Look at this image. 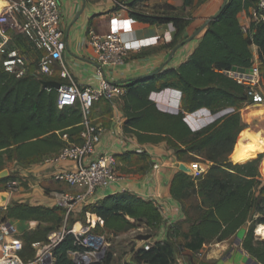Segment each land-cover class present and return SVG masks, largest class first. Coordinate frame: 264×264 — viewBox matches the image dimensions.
<instances>
[{"label": "trees", "instance_id": "16d2710c", "mask_svg": "<svg viewBox=\"0 0 264 264\" xmlns=\"http://www.w3.org/2000/svg\"><path fill=\"white\" fill-rule=\"evenodd\" d=\"M144 1H126L130 19L146 25L171 24L176 39L185 32L189 22L175 14L173 8L168 7V14L163 17L147 16L134 9ZM190 2L185 0L183 10ZM256 3V0H227L221 13L200 34L197 48L185 63L175 70L164 69L154 77L125 85L127 94L119 100L125 114L124 133L135 135L139 144L167 142L178 162L189 163L191 159L185 157L196 156L209 166L195 182L180 171L174 176L170 193L181 206L183 220L168 227L162 241H149V250L138 249L134 253L136 264H174L178 249L186 255L189 264H215L197 263L195 257L212 244L230 240L247 223L249 229L242 248L258 264H264V243L254 238L255 226L256 235L264 237L258 227L264 225V181L260 175L264 170L261 167L259 170L262 160L261 166L264 164V152L238 153L237 143L244 133L240 110L249 105V100L244 88L226 75L233 68L249 69L252 66L249 48L256 46L264 90V24H250L243 33L237 20L240 12L256 8ZM2 63L3 60L0 62V172L5 170L6 161L28 165L57 156L69 144L81 145L84 117L80 105L59 108L57 91L41 84L48 79L35 74L34 68L17 77L7 72ZM169 89L181 95V111L177 114L158 111L150 100L151 94ZM101 102L107 101L98 103ZM201 109L214 114L226 109L234 112L194 132L187 125L184 113ZM9 182H14L10 176L0 180L1 192ZM84 212L103 222L100 234L113 237L140 229L139 226L155 237L161 229L158 209L127 193L107 197ZM64 215L60 207L45 209L14 203L0 211V222L39 224L18 238L23 243L20 257L26 262L35 256L32 245L46 242L63 222ZM76 248L73 238L67 236L54 250V264H73L68 252ZM109 263L108 260L106 264Z\"/></svg>", "mask_w": 264, "mask_h": 264}, {"label": "crops", "instance_id": "0c3cea01", "mask_svg": "<svg viewBox=\"0 0 264 264\" xmlns=\"http://www.w3.org/2000/svg\"><path fill=\"white\" fill-rule=\"evenodd\" d=\"M7 1L13 0H0V9ZM57 1L60 12V28L64 32L66 49L62 63L53 67V75L48 79L61 85L73 82L80 88H96L101 79L96 74L98 66L88 48L90 34L118 33L129 48L128 59L123 66L102 70L107 82L118 83L140 78L152 74L166 62L171 51L177 45L184 43L206 20L214 16L223 6L225 0H191L184 10L185 0H160L166 8L175 9V14H180L183 20L189 22L185 32L177 39L176 31L171 24H141L130 19L128 11L116 10L115 2H120L119 0ZM127 1L129 2V0ZM141 4L142 8L137 11L142 14L164 16L156 11L157 8H154L153 0H146ZM254 11L255 8L251 7L237 15L241 27L250 26ZM14 37L17 36L10 34L9 41L4 46H13L7 59L16 55L23 62L20 68L23 74L29 68H34L35 74L38 75V62L44 52L29 46L23 38H20V43H16ZM201 38L202 35L183 44L164 69L175 70L185 63L197 48ZM249 50L252 54V65L259 67L258 48L250 46ZM63 72L66 73L67 78L61 76ZM151 100L160 112L177 114L181 111V95L175 90L169 89L156 93ZM122 104V101L96 103L89 113L87 121L97 128L99 136L96 153L113 160L117 181L109 188L98 191L93 196L77 203L73 219L76 217L75 221L83 220L84 210L91 203L94 205L107 197L127 193L152 203L158 209L162 219L161 229L151 241H162L165 238V229L183 220L181 206L170 193L171 182L179 171L180 163L165 142L139 144L135 135L124 133L125 114ZM199 115V121H189L190 127L193 129H200L208 124L207 115L203 112ZM63 139L67 140L66 137ZM76 168L75 162L55 161L53 155L42 160H35L28 165L6 161L5 170L18 185L16 192L10 195L7 206L17 203L30 207L53 209L58 207L57 202L60 194L81 195L83 191L59 184L53 179L56 172L74 171ZM188 168L192 170L190 167ZM5 209H0V211ZM94 219L98 218L94 215ZM4 223L6 229L18 238L26 231L35 230L39 225L37 222L25 221H6ZM96 227L102 228L103 225L97 223ZM75 229L78 230L79 227ZM248 229L249 223L244 225L230 240L212 246L210 255L212 251L211 257L215 264H258L242 248V241ZM177 262L188 264L179 258ZM122 263L136 264L134 255L126 256Z\"/></svg>", "mask_w": 264, "mask_h": 264}, {"label": "built area", "instance_id": "2783aa9c", "mask_svg": "<svg viewBox=\"0 0 264 264\" xmlns=\"http://www.w3.org/2000/svg\"><path fill=\"white\" fill-rule=\"evenodd\" d=\"M256 8L252 15L251 24H264V0H256ZM116 7L128 11L126 2H115ZM241 27V26H240ZM242 32L246 33L249 27L242 26ZM10 34L22 36L32 48L43 51L44 55L38 62V75L42 78H50L53 75V67L62 63L66 45L64 32L60 28V12L57 0H13L7 1L0 9V54L4 52V46L9 41ZM88 48L98 66L96 74L100 77V83L96 88H80L73 82L63 84L57 90L59 108L71 107L79 104L85 123L80 133L81 145L69 144L55 156V161H72L77 164L74 171H61L53 175V179L59 184L83 191L81 195L70 196L60 194L58 207L64 209V220L60 226L51 232L44 243L32 245L35 256L32 260L22 261L20 253L23 243L17 236L6 229V224L0 222V264H54V250L67 237L71 236L76 250L68 252V258L73 264H100L105 257L106 247L103 240L93 234L96 224L103 225L94 215L85 212L83 220H73V213L77 203L85 198L93 196L96 192L105 190L117 181L113 169V160L96 153V145L99 142L98 131L87 118L92 107L100 102H115L121 100L127 94L125 85L109 83L105 80L103 69H113L123 66L129 55V48L118 33L106 35L90 34ZM11 57V56H10ZM9 57V58H10ZM23 62L16 55L3 61L5 70L17 77L23 75L20 70ZM248 73L226 72L228 78L242 86L249 100V105L264 104V90L259 74L258 66L252 65ZM67 78L65 72L61 75ZM248 105H244V108ZM234 111L221 110L213 119L223 118ZM202 114V111L198 112ZM200 115H198L199 117ZM212 123V116L210 122ZM188 175L194 182L202 177L208 170V165L194 164ZM179 170V169H178ZM16 182H9L3 192L9 195L16 192ZM91 203L90 206H92ZM79 229L76 230V225ZM149 242H144L145 251L150 248Z\"/></svg>", "mask_w": 264, "mask_h": 264}, {"label": "rangeland", "instance_id": "374dc122", "mask_svg": "<svg viewBox=\"0 0 264 264\" xmlns=\"http://www.w3.org/2000/svg\"><path fill=\"white\" fill-rule=\"evenodd\" d=\"M119 1L120 2H126L127 0H119ZM153 3H155L154 8L155 9L157 8L156 11H158V13L168 14V8H166L160 2V0H153ZM135 6H136L134 8L135 10H140L143 5L141 3H137ZM14 42L20 43L21 42L20 38L19 37L15 38ZM11 49H13L12 45H9L8 47H4V52L1 54L4 56V58L0 57V62H1V60L4 61L7 59V56L10 53ZM18 57H19V55H18ZM2 66H3V63H2ZM43 79H48V78L44 77ZM48 80H50V79H48ZM251 106H252V104L248 105L245 108H243L242 110H240L241 122H242V125L244 126V133L237 143V150H238L239 155H242L247 151H255V152H260V153L264 152V116L261 119L253 118V119H248L246 121H245V119H243L244 113ZM238 138H239V136H238ZM238 138H237V140H238ZM165 143H166L167 147L170 150H172L170 148V146L168 145V143L167 142H165ZM173 153H174V151H173ZM230 157H231V155L228 157V160L230 159ZM185 158H190L191 159V160L189 159L190 162L189 163L179 162V163L184 164L185 166H188L191 169L193 168L191 165L204 164V161L201 158L196 157V156H193V157L187 156ZM262 161H261V163H262ZM261 163L259 166V170L261 167L262 171H263L264 170V164L261 166ZM260 175H261L262 180L264 181V172L262 174L260 171ZM76 219L77 218L74 217V219L71 221V223H73ZM77 227H79V224L76 225L75 228H77ZM139 227H140V229H130V230L123 232V233H120L114 237L113 236L110 237L108 235L100 234V228L96 227L95 230H93V234L98 236V237H101L103 240V245H104V247H106L105 257L100 262V264H106V262L108 260L110 261L109 264H124V263H122V261L126 258V256L134 255V253L138 249L143 248L144 242L137 241L136 236L137 235H145L148 233L143 228V226H139ZM258 227H259V232L264 233V225H258ZM256 228H257V226H255L254 230ZM165 230H167V229H165ZM255 240L264 243V237H262L261 235H257V238H255ZM217 244L218 243L212 244V245L206 247L199 255H197L195 257L197 263H203V262L215 263L211 257L212 251H211V255H210V250H211L212 246H215ZM180 251L181 250H179V249L177 250V253L175 255L174 264H180L177 262L178 258L183 259L185 262L188 263V258L186 257V255L184 253H182Z\"/></svg>", "mask_w": 264, "mask_h": 264}, {"label": "water", "instance_id": "95a60500", "mask_svg": "<svg viewBox=\"0 0 264 264\" xmlns=\"http://www.w3.org/2000/svg\"><path fill=\"white\" fill-rule=\"evenodd\" d=\"M133 1L135 0H129V3H132ZM227 3V0L224 1V4L223 6L220 8V10L212 17H210L208 20H206L198 30H196L192 36L190 38H188L184 43L182 44H179L177 45L170 53L168 59L166 60V62H164L156 71H154L152 74L150 75H146V76H143V77H140V78H135V79H132V80H127V81H121V82H118L116 84H119V85H128L132 82H135V81H138V80H144V79H148V78H151V77H154L158 74H160L164 68L167 66V64L172 60V58L174 57L175 53L177 52L178 49H180L183 44L187 43V42H190L192 41L193 39H195L196 37H198L204 30L205 28L209 25V23L211 21H213L220 13L221 11L223 10V8L225 7ZM232 72H237V73H248L249 70H246V69H239V68H233L231 70ZM42 86L43 88H49V89H54V90H59V88L61 87V84L58 83V82H55V81H51V80H47V81H42ZM179 171L180 172H183V173H187L188 172V169L185 167L184 164H180L179 167H178ZM9 174H8V171L7 170H3L0 172V180H3V179H6L8 178ZM9 197L10 195L7 193V192H0V209H5L6 206H7V203H8V200H9ZM254 237L257 238V235H256V229L254 230ZM152 236L149 235V234H145V235H137L136 236V240L139 241V242H149L152 240Z\"/></svg>", "mask_w": 264, "mask_h": 264}, {"label": "clouds", "instance_id": "9594fccd", "mask_svg": "<svg viewBox=\"0 0 264 264\" xmlns=\"http://www.w3.org/2000/svg\"><path fill=\"white\" fill-rule=\"evenodd\" d=\"M154 94H156V93H154ZM154 94H151V95H150V100L152 99V96H153ZM151 101H152V100H151ZM200 111H202L205 115H207V118H208L209 122H210V116H212V123H213L214 121H216V119H213L214 117H216V114L211 113V112H210L209 110H207V109H201V110H198V111H196L195 113L188 114V116H185L186 113H184V117H185V121H186L187 125H188L189 128H190L192 131H194V132H196V131L202 129L203 127L200 128V129H193L192 127H190L189 121H190V120H192V121H196V122L199 121V117H198L199 113H198V112H200ZM210 124H211V123H210ZM207 125H209V124H207ZM207 125H206V126H207ZM204 127H205V126H204Z\"/></svg>", "mask_w": 264, "mask_h": 264}, {"label": "bare ground", "instance_id": "6f19581e", "mask_svg": "<svg viewBox=\"0 0 264 264\" xmlns=\"http://www.w3.org/2000/svg\"><path fill=\"white\" fill-rule=\"evenodd\" d=\"M264 116V104L262 105H252L243 115V119H261Z\"/></svg>", "mask_w": 264, "mask_h": 264}]
</instances>
